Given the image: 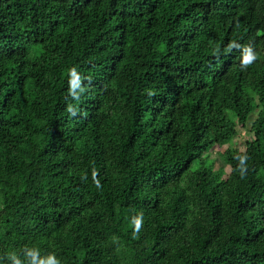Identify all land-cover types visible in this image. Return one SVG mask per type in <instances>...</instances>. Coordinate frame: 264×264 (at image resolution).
Segmentation results:
<instances>
[{
    "label": "trees",
    "instance_id": "1",
    "mask_svg": "<svg viewBox=\"0 0 264 264\" xmlns=\"http://www.w3.org/2000/svg\"><path fill=\"white\" fill-rule=\"evenodd\" d=\"M51 257L264 264V0H0V264Z\"/></svg>",
    "mask_w": 264,
    "mask_h": 264
},
{
    "label": "clouds",
    "instance_id": "2",
    "mask_svg": "<svg viewBox=\"0 0 264 264\" xmlns=\"http://www.w3.org/2000/svg\"><path fill=\"white\" fill-rule=\"evenodd\" d=\"M255 58H256L255 53L249 47V48L246 49V54L243 57V63L245 65H247V64L251 63ZM70 71L73 74V77H75L74 81L76 83H79V76L75 73V68L71 69ZM241 159L243 160L244 158L241 157ZM133 222H134V226H135L136 231H139V229H140V227L142 225V222H143L142 221V217L141 216L135 217ZM15 264H21L20 260L17 259L15 261ZM49 264H59V261H57L55 259V257H51Z\"/></svg>",
    "mask_w": 264,
    "mask_h": 264
},
{
    "label": "rangeland",
    "instance_id": "3",
    "mask_svg": "<svg viewBox=\"0 0 264 264\" xmlns=\"http://www.w3.org/2000/svg\"><path fill=\"white\" fill-rule=\"evenodd\" d=\"M255 114H256V111H254L251 115H250V120L253 121L254 118H255ZM240 136H243V135H240ZM232 144V141L231 142H228V143H222L220 144L219 146L217 147H214L211 152L209 153V156L212 158V162L214 163L215 167L221 163V159H220V153L226 149L227 147H229V145ZM233 146L239 148V149H243V141L240 137H237L234 142H233ZM231 147V146H230ZM227 171V169H226Z\"/></svg>",
    "mask_w": 264,
    "mask_h": 264
}]
</instances>
